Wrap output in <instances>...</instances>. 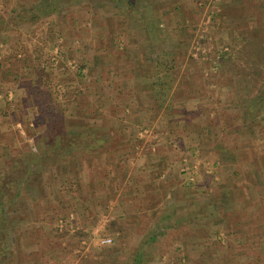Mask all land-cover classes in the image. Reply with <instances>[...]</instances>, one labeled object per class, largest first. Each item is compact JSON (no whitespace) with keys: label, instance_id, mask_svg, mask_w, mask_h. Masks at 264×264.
<instances>
[{"label":"rangeland","instance_id":"374dc122","mask_svg":"<svg viewBox=\"0 0 264 264\" xmlns=\"http://www.w3.org/2000/svg\"><path fill=\"white\" fill-rule=\"evenodd\" d=\"M122 3L0 0V264H264V0Z\"/></svg>","mask_w":264,"mask_h":264},{"label":"trees","instance_id":"16d2710c","mask_svg":"<svg viewBox=\"0 0 264 264\" xmlns=\"http://www.w3.org/2000/svg\"><path fill=\"white\" fill-rule=\"evenodd\" d=\"M35 1V11L31 13L30 15V18H29V21H34V19L38 18V17H47L51 14V12L53 13V11L57 10L58 9V4L61 3V4H64V5H68V4H71L72 3V0H34ZM75 1V0H74ZM82 1V0H80ZM91 2V0H89ZM95 2H100L102 3V1H104L106 3L105 6H109V7H112V8H115L116 10L118 11H124L121 4H123L122 2L125 3V5L127 6V8H131V10L127 11L128 14H129V20L131 21H139V17H138V13L139 11H137L136 8H134V0H93ZM122 13H125L126 12H122ZM137 16V17H136ZM142 21V20H141ZM261 27V26H260ZM244 38V36H243ZM256 40H262V38L258 37V38H255ZM247 44H250V42L252 43V41L250 40H246ZM239 51H231V52H228V53H224V54H221L220 55V59L218 60L219 62H221V64H225L226 65H230L233 70H238L241 74L240 75H254L257 73V71L255 70V67L256 68H261L260 70V76L261 77H264V45L261 47V50H259V54L260 55H249L247 58H243V60L241 61H236L237 59V54ZM263 55H262V54ZM239 54V53H238ZM170 60L171 62H175V57L174 55H170ZM236 56V57H235ZM235 60V61H234ZM219 64V67L220 66H224V65H221ZM171 66V67H169ZM262 66V67H261ZM156 67V66H155ZM170 68H172V65L171 63L169 65H165V74H164V77L167 79V77L171 78V73L170 72ZM169 81V79H167ZM264 80V79H263ZM172 81V80H171ZM165 82V81H164ZM164 84V83H162ZM166 84V83H165ZM164 84V85H165ZM261 86H262V90L259 89V91H257V95L255 98H260L261 101H264V94H261L259 92H264V81H262L261 83ZM162 92L166 93L165 90L162 89ZM259 93V94H258ZM167 101V104L165 105V108H168L169 107V101L170 100H166ZM160 106H162L161 102H160ZM90 136V135H89ZM94 137H91V139H93ZM49 148L50 149H60L59 147H53L51 145H49ZM45 150V149H44ZM44 150L42 152H39L36 154V158H33L31 159L30 163H36V161L41 157V156H44L46 157L47 154L44 153ZM54 152V151H53ZM59 154V153H58ZM48 157H46L45 159H47ZM40 161V159H39ZM41 162V161H40ZM26 174H28L29 176L30 175H36L37 171L34 170V169H31V168H27L26 170ZM264 173H260V177L262 175V177L264 178ZM19 179V178H18ZM26 182H27V179H25ZM29 180V179H28ZM23 181V180H22ZM262 187L264 188V183L262 184ZM248 205L246 204L245 205H241L238 204V203H234L232 204V206L229 207V210L231 211V214H236V215H241V214H248L249 210H248ZM243 212V213H242ZM254 212H249V215H252ZM244 222H246L250 227H249V236L253 237L257 243H259V246L262 248V254L258 255L256 257V259L258 257H264V219H254V218H249L248 221L245 220ZM239 224H242L241 221H234L231 225V229L232 231H234V233H236L235 230V227ZM239 233H242L243 235V231L239 232ZM236 235V234H235ZM158 236V233L157 232H154L151 234V236L149 238H147L148 240H155V238H157ZM245 237V240L246 238H248V235H243ZM244 240V239H243ZM241 242L240 239H236V242ZM148 242V241H146ZM150 242V241H149ZM238 242V243H239ZM144 252V249L142 248L139 252L136 253V256L133 258V260L130 262V264H140L141 262V255L142 253ZM261 259V258H259Z\"/></svg>","mask_w":264,"mask_h":264},{"label":"built area","instance_id":"2783aa9c","mask_svg":"<svg viewBox=\"0 0 264 264\" xmlns=\"http://www.w3.org/2000/svg\"><path fill=\"white\" fill-rule=\"evenodd\" d=\"M97 231H98V229H97ZM98 242L101 245L109 244V243L112 242V238L110 236L104 235V236H102L101 238L98 239Z\"/></svg>","mask_w":264,"mask_h":264}]
</instances>
